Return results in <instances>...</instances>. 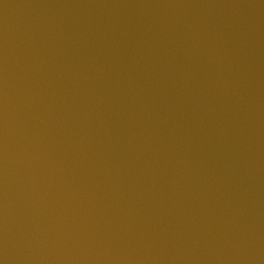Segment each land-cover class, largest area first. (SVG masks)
I'll return each mask as SVG.
<instances>
[{
  "label": "water",
  "instance_id": "obj_1",
  "mask_svg": "<svg viewBox=\"0 0 264 264\" xmlns=\"http://www.w3.org/2000/svg\"><path fill=\"white\" fill-rule=\"evenodd\" d=\"M0 264H264V0H0Z\"/></svg>",
  "mask_w": 264,
  "mask_h": 264
}]
</instances>
